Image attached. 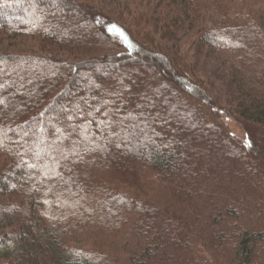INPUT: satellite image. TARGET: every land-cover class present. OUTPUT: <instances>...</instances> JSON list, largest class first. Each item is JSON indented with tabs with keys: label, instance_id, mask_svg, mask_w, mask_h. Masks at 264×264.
I'll list each match as a JSON object with an SVG mask.
<instances>
[{
	"label": "trees",
	"instance_id": "1",
	"mask_svg": "<svg viewBox=\"0 0 264 264\" xmlns=\"http://www.w3.org/2000/svg\"><path fill=\"white\" fill-rule=\"evenodd\" d=\"M175 6L165 15L182 19ZM239 16L203 29L198 47L245 60L255 41L253 59L234 69L259 97L236 111L252 128L246 141L209 118L220 102L164 50L89 4L0 0V33L29 35L45 52L0 53V229L10 228L0 264H264V32ZM49 47L97 51L74 62ZM150 185L166 196L132 199ZM100 231L136 246L122 262L69 245Z\"/></svg>",
	"mask_w": 264,
	"mask_h": 264
},
{
	"label": "rangeland",
	"instance_id": "2",
	"mask_svg": "<svg viewBox=\"0 0 264 264\" xmlns=\"http://www.w3.org/2000/svg\"><path fill=\"white\" fill-rule=\"evenodd\" d=\"M77 1L86 5L89 4L93 12L100 14L106 22L120 24L138 43L164 50L166 56L175 64L178 74L189 76L188 78L193 82L200 84L212 104H216L217 101L220 102V106H218L220 111L211 112L212 115L210 114L212 108L204 106L205 110L209 111V118L221 125L229 135L237 140H247V133H250L252 128L250 125H245L248 122L243 121L236 111L239 109V112H242L245 109H250L259 97L254 92L255 90L251 89V87H254V83L247 80L248 76L237 75L234 69L238 67L239 63L253 59V57H250L252 55L250 53H252V50L254 51L255 41L250 36L246 39L245 44L249 48V52L248 57L243 60L239 59L240 56L236 53H230L224 49L205 44L200 48L198 47V40L201 35L200 32H204L203 29L218 21L217 19L220 17L223 21H234L236 19L234 17L240 19L239 13L246 16V11L247 17L254 19L252 22L259 25L263 29L262 32H264V0H210V5L215 9L213 13L206 0H173V3L179 6L184 13L182 17L180 16L182 19L179 16L173 17L175 12L167 17L165 15L167 11L172 10V7L177 9L176 6L170 3V6L168 4L167 7L163 8L162 5L157 6V0ZM165 2H168V0H162L161 4L164 5ZM217 6H219V12ZM104 40L108 45L116 46L114 51V47L112 49L110 47L109 50L105 49L106 51L109 53L112 51L115 53L121 52V48L117 47L119 44L116 43V39L104 37ZM259 41L264 46V38L260 37ZM47 49L50 53L74 62L97 51L91 50V54L73 55L63 48L53 47L51 49L49 47ZM43 52L42 46L34 42L33 37L29 35L7 36L0 33V53L41 54ZM260 59L261 63L264 64L263 55H260ZM261 91H264V88ZM263 156V154H259L257 160H262ZM129 191L131 194L135 193L134 190ZM141 192L143 194L136 195L135 193V197L133 195V198L130 197L134 200L148 201L153 199L157 201L159 196L164 195L163 192H156L155 187L152 185L149 188H144ZM171 196L173 194L168 192V198L165 199L169 201L168 206L172 203L171 206L178 207L179 204L176 202L179 198L176 196L172 198ZM9 231V227L0 229V236ZM101 232L100 234H92L93 236L77 237L78 240L70 242L69 245L78 246L81 250L95 247L94 250L99 251L98 249H100L109 261L112 258L125 257L124 251L136 246L134 241L121 240L124 236H120L121 233L117 234L114 231ZM112 232H114V236L111 235ZM120 261L123 262L121 259ZM1 262H3L2 259H0Z\"/></svg>",
	"mask_w": 264,
	"mask_h": 264
},
{
	"label": "snow or ice",
	"instance_id": "3",
	"mask_svg": "<svg viewBox=\"0 0 264 264\" xmlns=\"http://www.w3.org/2000/svg\"><path fill=\"white\" fill-rule=\"evenodd\" d=\"M246 146H247V147H251V144H250V143H246Z\"/></svg>",
	"mask_w": 264,
	"mask_h": 264
}]
</instances>
